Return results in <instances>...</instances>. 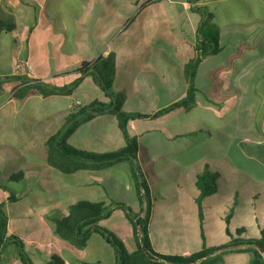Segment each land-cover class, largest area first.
Returning <instances> with one entry per match:
<instances>
[{"label":"crops","instance_id":"crops-1","mask_svg":"<svg viewBox=\"0 0 264 264\" xmlns=\"http://www.w3.org/2000/svg\"><path fill=\"white\" fill-rule=\"evenodd\" d=\"M148 1L0 0V79L4 81V99L0 104V206L8 219L6 235L22 242L32 264H52L54 257L64 264H98L108 254L110 244L92 233L82 249L72 246L56 234L55 220L64 217L69 207L79 201L121 203L134 214L142 215L143 190L138 193L133 179L136 169L150 202L162 200L169 203V209L183 203H189L188 207L196 205L195 182L205 168L218 174L219 190L228 183L219 173L218 166L222 165H227L233 173V183L237 173L252 184H264V160L256 156L259 151L264 155V0ZM211 1L218 4L216 12L209 10L218 35L215 54L218 61L214 69L203 74L204 81L194 84L193 104L159 118L129 121L127 134L138 143L134 160L100 170L88 167L71 173L50 166L47 141L63 127L72 108L76 104L87 106L95 100H108L92 78L86 76L68 95L32 94L18 101L10 97L19 84L13 78L27 77L62 87L78 77L76 71L82 62L112 55L114 85L122 72L119 54L124 55V47L115 43L125 35L140 33L147 37L138 44L141 52H127L123 62L141 61L140 55L145 54L147 65L137 74L132 91L126 93L120 88L119 94L124 96L125 113L150 115L187 94L184 69L195 56L200 22L196 8ZM165 6L175 12L171 22L174 27L162 36L176 47V52L161 39L151 40L147 30L155 25L154 21H159V13L155 12ZM50 7L53 10L49 13ZM186 28L190 37L184 34ZM25 64L31 68L28 73ZM37 64L42 67L38 68ZM201 68L203 65L196 69L195 77L201 76ZM64 78L71 83L55 85ZM91 89L96 97L83 98L82 92ZM218 137L223 142L215 139ZM68 144L88 152L106 153L122 149L125 137L115 116L107 113L79 126ZM16 173H22L23 178L10 180ZM245 184L241 182L237 186ZM232 188L229 195L237 192L236 185ZM8 191L18 193V198L9 201ZM114 214L120 227L107 223ZM193 219L196 222V217ZM249 223H242L247 226L242 234L254 239L258 230L251 229ZM98 224L115 234L129 253L136 250L132 225L123 211L114 210ZM198 228L202 235V222ZM16 246L3 249V264H22ZM200 250L183 248L178 253L163 255L188 256ZM244 256L248 257L245 261L248 264L250 254L244 252L227 253L231 262L226 263V257L223 262L242 264Z\"/></svg>","mask_w":264,"mask_h":264},{"label":"trees","instance_id":"trees-1","mask_svg":"<svg viewBox=\"0 0 264 264\" xmlns=\"http://www.w3.org/2000/svg\"><path fill=\"white\" fill-rule=\"evenodd\" d=\"M164 0H149L148 2H157ZM189 3L204 2L209 0H187ZM200 14V22L196 30V41L194 44L195 56L185 66V77L188 83V91L184 98L173 104L156 111L150 115L139 113H125L122 110L124 100L123 95L112 93L113 80L115 75V63L112 55L107 57H97L90 62H82L77 69L78 77L70 85L56 87L50 84L29 79L27 77H14L19 84L13 89L11 98L18 101L27 96L37 94L42 97L50 95H68L80 81L90 76L93 82L99 87L100 91L108 101L95 100L87 106L76 104L66 117L65 123L53 136L47 141L49 147L48 163L64 173H71L78 169H104L113 164L124 160H134L138 151V143L135 137L127 134V124L136 119H155L168 114L175 109H187L193 104L196 89L193 80L196 69L200 62L207 56L215 55L218 51V35L205 33L204 27L210 25L211 14L205 10L196 8ZM0 79V104L3 101L2 84ZM111 113L117 120V125L125 137V146L117 151L106 153L88 152L82 149L73 148L68 144L69 137L81 125L94 120L97 117ZM23 178L22 173H16L10 176L12 181H20ZM218 174L211 172L208 168L197 176L196 187L199 191L197 200L214 194L217 189L216 181ZM134 182L138 189L143 190L140 193V201L146 203V210L139 214H134L131 209L121 203L79 201L69 207L67 213L61 219L55 220L56 234L68 242L70 245L82 249L92 233H97L108 243L116 247V264H219L224 254L231 252H244L250 254L248 264H264V230L259 239L234 238L229 245H224L212 249H201L199 252L188 256L178 255H160L155 253L149 244L148 222L150 218V199L144 182L138 169L134 171ZM9 201H15L18 193L8 191ZM114 210H121L132 225L133 234L136 239V250L129 253L123 242L112 232L99 226V222L109 218ZM6 213L4 207L0 206V264L2 263L3 249L8 245H17L18 258L22 264H32L24 251L23 244L15 237H8L7 234ZM239 232V231H238ZM241 233V232H240ZM52 264H64L58 258H53ZM82 264V263H81Z\"/></svg>","mask_w":264,"mask_h":264},{"label":"rangeland","instance_id":"rangeland-1","mask_svg":"<svg viewBox=\"0 0 264 264\" xmlns=\"http://www.w3.org/2000/svg\"><path fill=\"white\" fill-rule=\"evenodd\" d=\"M204 5V7H200L199 9L205 11L208 10V13L209 10H211V13L216 12L218 10V4L215 1L207 2ZM49 9V13L52 12L53 9L51 7ZM155 13H159V21H154L156 22L155 25L150 26L147 29L149 30V36L154 42L161 39V41H165L167 43V41L165 40L166 38L162 35L164 33H170L168 32L169 29L174 27V24L171 22H174L172 20V17L175 12L170 7L165 6L164 8H159V10ZM192 15L195 17L194 14ZM196 15L199 16L200 14L196 12ZM210 19V25L205 26L203 29L206 34L213 33L215 31V22L212 20V18ZM176 31L179 36H182L179 29L176 28ZM184 34L188 37L191 36L190 30L188 28H186ZM146 38L147 37H142L140 33L129 34L121 37L118 41H116L115 45L121 44V46L124 47V55H126L127 52H141V47L138 44L142 43L143 39ZM58 39L59 37L57 38V40ZM167 44L170 48L173 49V52H176L177 49L175 46L170 45L169 43ZM124 55L122 56L121 54H119V67L122 69V72H120L121 75L118 77V79L112 86V93L118 95L119 92H122L119 90L120 88H123L126 93H130L132 91L137 74L141 72L147 65V60L144 58L146 57L145 54L140 55V57L142 58L141 61H136L134 63L123 62ZM217 61L218 59L216 55H211L207 56L204 62H200L197 69L203 65V68L200 69L201 71H203V73H201V76H194L193 84H197L199 83V81L201 82L202 80L204 81L203 74L209 70L214 69L216 67L215 64H217ZM37 67L41 68L42 65L37 64ZM76 79L77 78L75 77L73 81ZM71 82L69 81V79L64 78L58 80L57 84L55 85L62 86L63 84H69ZM82 94L83 98H88V96H94V98L96 97V94L92 89L83 91ZM98 131L99 130H96V137H98ZM93 134H95V132ZM215 139H218L220 140V142H223L220 137ZM114 144H116V142ZM256 156L264 160V155L261 151H259ZM222 164L223 162H221L220 165ZM218 168L223 180L228 181L227 185L221 187L220 190L216 189V194H210L200 200H197L196 198L195 206L188 207L186 206V204L190 206L189 203H183L178 207L175 206L174 208L169 209V203H165L162 200L150 202L151 208L149 226H151V238L149 237V244L151 249L155 250L157 254H175L180 252L183 248H187L191 251L195 250L196 248L212 249L217 248L214 247L217 245L221 247L220 244H222L223 242H225V244L223 243L224 245H229L232 239L234 238L247 239L245 237V234H242V230L244 232L245 228L247 227L245 224L242 225V223H245V221H247V223L250 222L248 226L251 229L255 228L256 230H258V237L255 238L259 239L261 237V232L262 230H264V184L262 186L252 184L249 180L242 178L241 175L237 173H235L234 176V180L236 183H233L231 177L233 176V173L229 171V167L227 165H222L221 167L218 166ZM229 182L232 184H230ZM241 182H244L246 184L244 186H237V184ZM233 185H236V188L234 190L235 192H237L234 195H229V193L233 190ZM256 194H258V196ZM142 205L143 210L145 211L146 203L143 202ZM162 207L166 208V212L165 209H163ZM249 216L253 217V219L251 220ZM112 217L113 218H111L107 223L114 224L120 227V221L117 219L115 214ZM193 217H196V222ZM200 222H202V225L204 227L202 235L198 228ZM103 226L107 225L103 224ZM230 227L231 231L228 230V228ZM102 228L107 229L106 227ZM127 234L129 236L131 235V226L129 225L127 228ZM116 256V247L114 246V244H110L108 254L105 255L101 260L102 262L100 261L99 263L111 264L112 260L114 264V262L116 261ZM225 257L226 254L221 257L219 264H224L223 258ZM242 258L244 260L242 264H245V261L248 257L244 256ZM226 260V263L231 262V258L229 257H226Z\"/></svg>","mask_w":264,"mask_h":264},{"label":"built area","instance_id":"built-area-1","mask_svg":"<svg viewBox=\"0 0 264 264\" xmlns=\"http://www.w3.org/2000/svg\"><path fill=\"white\" fill-rule=\"evenodd\" d=\"M25 69H26V71H27L26 73H28V72L30 71L31 68H30V66H29L28 64H25Z\"/></svg>","mask_w":264,"mask_h":264}]
</instances>
